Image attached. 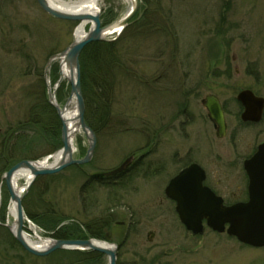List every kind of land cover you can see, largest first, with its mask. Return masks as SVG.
<instances>
[{
    "label": "rangeland",
    "instance_id": "1",
    "mask_svg": "<svg viewBox=\"0 0 264 264\" xmlns=\"http://www.w3.org/2000/svg\"><path fill=\"white\" fill-rule=\"evenodd\" d=\"M99 8L104 25H110L121 22L132 7L127 0H103ZM77 26L46 14L36 0H0V154L16 143L23 148L21 154L6 152L15 156L8 159L27 156L30 162L42 161L62 149V140L52 151L47 139L22 131L19 125L37 103L45 100L53 108L48 87L61 107L70 97L68 78L57 86L60 62L51 65L46 78L45 70L50 57L74 42ZM121 29L106 38L114 41L118 66L112 60L110 109L101 125L92 123L96 128L92 161L40 177L31 191L40 190L42 203L53 206L51 212L71 229L110 221L106 236L109 244L120 246L117 264H264V248L243 246L209 229L194 237L165 196L167 184L183 166L197 163L207 172L208 185L229 204L246 198L243 160L264 144V118L259 124H241L236 96L252 90L264 99V0H139L135 17ZM208 95L218 97L224 106L228 129L223 139L216 137L202 104ZM145 123L152 127L151 133L155 128L162 132L151 149L157 157L147 159H161V166L155 161L152 166L156 173L131 172L105 186L90 183V175L115 170L142 151L149 133ZM60 125L62 130L61 121ZM72 144L75 159H82L89 146L85 134L78 132ZM7 163L10 169L15 165ZM3 174L1 228L14 222ZM36 230L43 237L52 232ZM25 233L37 240L28 228ZM10 234L0 240V264L59 260L51 254L48 262L32 261ZM103 264H108L106 258Z\"/></svg>",
    "mask_w": 264,
    "mask_h": 264
},
{
    "label": "water",
    "instance_id": "2",
    "mask_svg": "<svg viewBox=\"0 0 264 264\" xmlns=\"http://www.w3.org/2000/svg\"><path fill=\"white\" fill-rule=\"evenodd\" d=\"M36 1L46 14L54 18L79 23L90 21L92 23V28L87 33L85 39L78 43L74 40L67 49L50 57L45 70L46 78V71L49 70L51 65L56 61L60 62L61 78L57 86H59L60 81L63 79V66L70 71L68 80L70 82L71 92L64 107H67L72 99L75 100V108L78 112L77 126L86 135L89 142V149L84 159H74L73 144L70 141L71 134H69L68 125L63 118L65 114L61 111V107L56 102L52 89L48 87V100L55 108L62 122L63 149L60 152L62 156L61 160L51 167L37 168L36 165L39 164V162H21L11 168L3 176V180L11 196V201L13 202L12 204L15 205L17 212V219L14 222L16 224V229L13 234L25 251L37 257H45L59 250H89L107 256L108 264H116L117 247L115 245H109L107 242L101 243L102 245L96 244L93 239L57 240L53 241L47 249L42 251L36 250L30 246L23 235V223L25 219L22 206L23 198L13 191L11 181L13 176L20 170L30 171L35 180L39 176L57 174L72 165H84L91 161L95 152L96 136L85 122V104L81 85L80 56L85 47L89 44L107 41L102 36L108 29L116 27L122 30L121 28L127 27L138 11L139 2L136 0L137 3L135 6L131 8L128 15L121 22L102 26L100 15L68 14L53 8L47 0ZM237 100L243 107L241 120L244 123L257 124L262 120L264 113L263 98L255 96L250 90H244L239 93ZM203 104L208 112L210 121L215 127L217 138H224L227 132V124L220 101L217 97L211 95L205 98ZM64 107L62 110H64ZM50 158L51 157H48L45 160L48 161ZM130 162L131 160L126 161L121 168L106 175H108V177H113L122 173L129 166ZM245 170L249 177V201L232 207L224 206L221 198L217 197L212 191L203 186L205 173L197 165H192L170 182L166 189V196L176 201V211L180 221L188 231L192 232L194 235L202 234L204 231L203 221L205 220L208 227L216 232L223 233L228 225L227 233L230 236L237 237L243 244L255 248L264 247V144L260 145L256 154L245 162ZM10 229H12V227H10ZM104 245H106V247Z\"/></svg>",
    "mask_w": 264,
    "mask_h": 264
},
{
    "label": "trees",
    "instance_id": "3",
    "mask_svg": "<svg viewBox=\"0 0 264 264\" xmlns=\"http://www.w3.org/2000/svg\"><path fill=\"white\" fill-rule=\"evenodd\" d=\"M105 19V16H104ZM103 19V20H104ZM118 66V62L115 59L113 54V44L111 43H91L89 44L82 52L80 56V68H81V84L83 96L85 99L86 105V122L93 129L96 128L92 123L97 122L98 125L103 122V115L107 114V110L110 109L108 106V100L110 97V90L114 88L112 86L113 78V61ZM45 93V90H44ZM39 104V105H38ZM36 109H33L29 118L23 122V125H19V129L24 131L25 129L38 137H43L49 142V146L52 151L56 150L61 143V125L60 120L55 112V110L47 104L45 100L41 103H37ZM93 112L94 115L92 114ZM93 117V121L91 118ZM90 116V117H89ZM31 117V118H30ZM102 117V118H101ZM92 120V121H91ZM32 121V122H31ZM17 129V133L19 132ZM19 138V137H18ZM18 143L15 146H7V148L2 149L0 154V175L3 174L5 170L10 169L7 161L10 163H18L23 158L27 156H22L21 158L8 159L9 157L15 156H6V152L18 151L22 152V144ZM21 146V147H20ZM6 149V150H5ZM29 152V151H28ZM21 154V153H20ZM91 180V179H90ZM34 188L24 199V209L27 216L30 219L38 224L39 226L50 230L55 231L54 237L57 240H87L89 238L104 239L107 232L111 229L110 221L99 222L96 221V224H88L86 227L73 228L62 226V219L59 218L58 214L51 211H54L53 206H50L47 203H42V195L39 190L35 194V198H32ZM85 189V188H84ZM40 198V200L38 199ZM38 199V200H37ZM32 206L36 207L37 218L34 219L32 216ZM60 227V228H59ZM57 228V229H56ZM21 251L24 252V255L32 261H45L48 262V257L38 258L26 253L17 242H14ZM120 248V246H119ZM53 257H58V261L55 264H103L105 259L104 255L97 252H81V251H58L53 253ZM20 259V258H17ZM17 264H20L18 260ZM49 264H53L50 262Z\"/></svg>",
    "mask_w": 264,
    "mask_h": 264
},
{
    "label": "bare ground",
    "instance_id": "4",
    "mask_svg": "<svg viewBox=\"0 0 264 264\" xmlns=\"http://www.w3.org/2000/svg\"><path fill=\"white\" fill-rule=\"evenodd\" d=\"M49 2V4L55 8L56 10L60 11V12H64V13H68V14H73V15H83V14H88V15H99L100 13V3L103 0H47ZM128 3H130L131 7H134L135 4L137 3L136 0H127ZM89 24H92L90 21H84L78 24L76 31H75V35H74V40L76 43L82 41L83 39H85L86 35H87V27H89ZM92 27H90L91 30ZM89 30V31H90ZM120 28H116V27H112L110 29L107 30L106 33H104V35L102 36L104 39L115 35V33H119ZM98 43V42H96ZM99 43H103V41L99 42ZM87 47V46H86ZM85 47V48H86ZM70 75V71L68 70V68H66L65 66H63L62 68V77L64 78H68ZM54 94V92H53ZM56 95V94H55ZM48 96V94H47ZM84 97V96H83ZM49 101V100H48ZM75 100L72 99L71 102L67 105V107H64V105L61 107V105L59 104V106L61 107V111L64 112V120L68 125V130H69V134H71V139L70 141L73 142L76 134L79 132H81V129L78 128L77 126V118H78V112L77 109L75 108ZM237 101V100H236ZM57 102V100H56ZM58 103V102H57ZM67 103V102H66ZM64 107V110H62ZM53 109L55 110V108L53 107ZM56 112V110H55ZM86 111H85V119H86ZM57 114V112H56ZM58 116V115H57ZM264 116V113H263ZM261 122V121H260ZM61 151H59L53 158L47 160H43L40 161L39 164L36 165L37 168L40 167H46L49 166L50 161H53L54 165L55 163H58L61 160V156L62 153H60ZM80 167V166H79ZM74 168H76L74 166ZM78 169V168H76ZM109 172H106L104 174H94V175H90V177L97 183V184H104L105 183H109L108 180V174ZM111 175V174H110ZM24 181L23 184L20 183V181ZM34 181L33 176L31 175V172L28 170H20L18 173H16L11 181V187L13 189V191H15V193L18 196H23L25 195L24 193L27 192V189L30 188L32 186V182ZM89 182H93L92 180H89ZM3 187V186H2ZM1 187V188H2ZM7 187V186H6ZM39 192V190H35V194H37V192ZM36 196V195H35ZM35 196H33L32 198H35ZM10 203H13L11 201V196H10ZM38 210H34L32 209V216L34 217V219H36L37 216V212ZM17 212H16V207L14 204H12L10 206L9 209V215L10 217L13 218V221L15 222V220L17 219L16 216ZM31 221L33 219H30ZM5 229V230H4ZM3 227L1 228L0 226V240H4L6 237H9V232H11V234L14 236L13 232L16 229V224L14 223V225L12 226L11 231H7L6 228ZM32 229L35 230L37 229L35 226L32 227ZM37 240H32L29 237H25L26 242L32 246L33 248H35L36 250L42 251L45 249L44 244L42 243L43 241L41 239H39V235L35 232ZM13 239V240H12ZM12 241L13 242H17L15 236L12 237ZM93 239L95 241L96 244H100L103 242H108V237L105 236L104 239H96V238H90ZM18 243V242H17ZM21 248L22 246L20 244H18ZM48 245H50V243H48ZM106 247V245H104ZM51 255V254H50ZM48 255V256H50ZM38 258H43V257H38ZM20 264L23 263V260L20 259Z\"/></svg>",
    "mask_w": 264,
    "mask_h": 264
},
{
    "label": "flooded vegetation",
    "instance_id": "5",
    "mask_svg": "<svg viewBox=\"0 0 264 264\" xmlns=\"http://www.w3.org/2000/svg\"><path fill=\"white\" fill-rule=\"evenodd\" d=\"M156 125L159 126V124H157V123H156ZM145 126H146L145 127L146 132L149 131V133L145 134L146 135V137H145L146 138L145 139V141H146L145 147L142 149V151L139 154H135L134 156H129L127 158V159H131L130 169H128L127 171L129 172V170H130V171L136 172V173H138L140 175H142L141 173H143L144 175H149L150 173H153V172H154L153 174H155L156 173L155 171H151L152 170V166L155 165L154 161L157 162L158 164H160V166H161V163H162L161 159L159 158V156H158V159L154 158L152 161L149 160L150 162L147 161L148 158L152 157L154 151L151 150V149H152V147L156 146L159 143L158 138L162 134V132H160V130H158V128H155L156 129L155 132L151 133L150 131H153V130L150 129V128H152V127L148 123H145ZM136 155H139V156H136ZM154 157H157V156H154ZM190 164H192V163H188L187 165L183 166L182 169L188 167ZM122 175H120V176H122ZM119 178H122V177L118 176L117 178H115V180H117ZM208 179H209V177H208V174L206 172L205 184L207 186H209L208 183H207ZM210 188L215 192V190L212 187H210ZM219 196H221V195H219ZM221 197H223V196H221ZM223 199H224L225 203L228 204V205L235 203V202H232V203L229 204L224 197H223ZM241 200H243V199H241ZM3 227H5V226H3ZM6 230L8 231V229H6Z\"/></svg>",
    "mask_w": 264,
    "mask_h": 264
}]
</instances>
